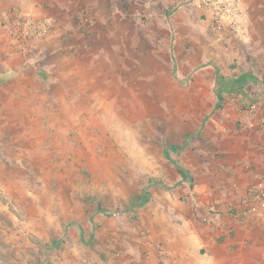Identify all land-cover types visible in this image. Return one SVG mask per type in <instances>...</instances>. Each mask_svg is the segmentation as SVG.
<instances>
[{
	"label": "rangeland",
	"instance_id": "1",
	"mask_svg": "<svg viewBox=\"0 0 264 264\" xmlns=\"http://www.w3.org/2000/svg\"><path fill=\"white\" fill-rule=\"evenodd\" d=\"M255 4L0 0L48 28L0 53V264H264Z\"/></svg>",
	"mask_w": 264,
	"mask_h": 264
},
{
	"label": "built area",
	"instance_id": "2",
	"mask_svg": "<svg viewBox=\"0 0 264 264\" xmlns=\"http://www.w3.org/2000/svg\"><path fill=\"white\" fill-rule=\"evenodd\" d=\"M243 0H199L197 7L209 14L210 23L215 31L232 30L239 27L247 18L242 9ZM0 27L7 33L11 45H22L30 40L44 38L48 28L44 23L36 22L21 13L4 12L0 19ZM255 192L257 195H254ZM263 195V187L249 191L243 198L244 204L253 196ZM253 200V199H252Z\"/></svg>",
	"mask_w": 264,
	"mask_h": 264
},
{
	"label": "crops",
	"instance_id": "3",
	"mask_svg": "<svg viewBox=\"0 0 264 264\" xmlns=\"http://www.w3.org/2000/svg\"><path fill=\"white\" fill-rule=\"evenodd\" d=\"M164 1V3L167 5V4H169V2H172L173 0H163ZM184 1H186V3H189V5H191V4H193V3H198V1L199 0H184ZM257 1V0H256ZM256 1H254L255 3H256ZM5 2V4L3 3V8L6 6V3H7V1H4ZM253 0L251 1V0H244L243 1V6H242V9H243V11H246V14H247V16H248V18H250V14L252 13H250V11L251 10H253L254 8H255V3H253ZM1 10H2V6H1ZM0 10V11H1ZM201 11H203V10H201ZM204 13H206L208 16H209V14L206 12V11H203ZM248 21H249V19H248ZM257 21H256V18H254L252 21H251V23H249V22H247L249 25H248V27H250V29H251V27L253 26V24L254 23H256ZM7 51L8 53L9 52H11L13 49L11 48V43H10V40L7 38V36H5V34L0 30V53L2 52V51ZM4 57V56H3ZM2 57V58H3ZM0 75H2V74H0Z\"/></svg>",
	"mask_w": 264,
	"mask_h": 264
},
{
	"label": "trees",
	"instance_id": "4",
	"mask_svg": "<svg viewBox=\"0 0 264 264\" xmlns=\"http://www.w3.org/2000/svg\"><path fill=\"white\" fill-rule=\"evenodd\" d=\"M216 99H217V106H218L219 103L221 102V96L219 94H217ZM175 152H177V151H175Z\"/></svg>",
	"mask_w": 264,
	"mask_h": 264
}]
</instances>
